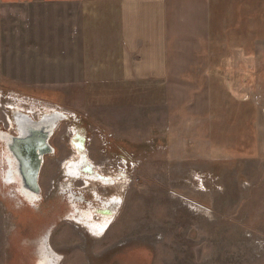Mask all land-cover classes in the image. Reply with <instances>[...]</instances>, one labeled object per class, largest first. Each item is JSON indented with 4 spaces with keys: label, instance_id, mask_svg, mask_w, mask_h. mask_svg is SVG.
<instances>
[{
    "label": "rangeland",
    "instance_id": "obj_1",
    "mask_svg": "<svg viewBox=\"0 0 264 264\" xmlns=\"http://www.w3.org/2000/svg\"><path fill=\"white\" fill-rule=\"evenodd\" d=\"M55 12L0 0V131L14 114L40 121L46 110L63 112L44 187L62 182L58 163L72 149L69 160L84 153L76 162L87 157L117 180L113 190L90 188L123 205L97 240L63 222L71 209L57 190L27 208L0 189V264H38L48 230L61 264H264V83L253 88L256 106L249 100L238 113L227 88L213 83L171 85L177 96L159 114L87 109L70 77L73 40L58 36ZM95 200L79 205L87 211Z\"/></svg>",
    "mask_w": 264,
    "mask_h": 264
},
{
    "label": "crops",
    "instance_id": "obj_2",
    "mask_svg": "<svg viewBox=\"0 0 264 264\" xmlns=\"http://www.w3.org/2000/svg\"><path fill=\"white\" fill-rule=\"evenodd\" d=\"M3 2L57 6L55 19L64 30L58 36L68 44L72 38L74 44L70 77L82 85L86 108L93 111L136 107L159 114L171 110L177 96L171 85L213 83L227 88L238 113L249 100L255 104L253 88L264 83V0ZM80 144L76 147H82L83 141ZM107 180L106 186L115 183L114 178ZM73 185L68 181L63 190ZM94 194L102 211L90 205L95 211L91 216L76 215L68 221L85 226L91 237L100 240L117 220L111 206L122 201L115 196L102 200L97 191ZM77 212H84L80 205Z\"/></svg>",
    "mask_w": 264,
    "mask_h": 264
},
{
    "label": "flooded vegetation",
    "instance_id": "obj_3",
    "mask_svg": "<svg viewBox=\"0 0 264 264\" xmlns=\"http://www.w3.org/2000/svg\"><path fill=\"white\" fill-rule=\"evenodd\" d=\"M45 112H50L47 114V116H49V114L55 112V110H50V111H45ZM60 111L56 110V113H59ZM63 113V112H61ZM30 116H34V114L32 113H26ZM42 114V113H41ZM64 114V113H63ZM65 115V114H64ZM41 116V115H40ZM11 119V118H10ZM10 121V120H9ZM11 123V121H10ZM61 124V123H60ZM58 125L56 127V129L53 131L52 134L53 137L55 136L56 132H58V130L60 129L61 125ZM23 126V125H22ZM31 126V125H29ZM6 129V133H3V136H6L8 138H22L23 137V132H21L19 130V128L14 124L11 123L8 124L7 127H5ZM51 134V137H52ZM12 137H11V136ZM26 137H30V136H26ZM50 137L49 139V146L52 148V153L51 154H46L42 157V163H41V168L39 171V175L38 178L36 179L37 183L35 182L36 186H37V192L34 191V183H33V179L31 180L30 178H28L27 176H25L26 174L23 171V165L19 162V160L13 157V164H10L6 159L5 153L8 150V147L6 145V143L4 141L0 140V189L4 192H8L11 193L13 195V197H15L17 199V197L19 198V200L22 203L23 207H27V208H33L36 207L38 204H40L43 200H42V196L45 195V191L47 193H49L48 195L52 194L51 192H54L57 190L58 192V196L62 199V201L67 205L68 208L71 209L70 214L67 215V217L65 218V220L63 222L72 224L73 226L76 227V229L81 230L86 236H90L91 232L85 227V226H81V225H76L77 223H75V221H68V219H72L74 218L76 215L79 217L80 215L82 216V218H88L89 216H91L95 211L92 209H89L87 211L84 210V212H77L79 210V202H81L83 205L86 204L90 199L92 200L93 196L95 195V189L90 188L89 185L86 184V181L89 180L92 183L96 184L93 188H95L96 186H102L100 188H107V186L105 185L107 183V179L111 178L113 179L112 176L106 175L104 173H100L98 170L95 169V166L91 163L90 159L85 157L84 159L82 158V160L80 161V163L76 162L77 159L81 158L82 156H85L84 153L82 154V156H80L79 158H77L76 160H72L73 164H69L67 166L66 169H68L71 174H81L85 177H78V178H74V177H70L69 174H66L65 172V167H63V164L68 160V158H70L71 156V150L68 153V156L62 161L58 163V168L60 170V177L62 182L60 184H56V183H50V191L46 190V188L44 187L43 181H42V172L43 169L46 165V162L49 159L55 158L57 156V150L56 148L51 145V140L52 138ZM10 152V151H9ZM8 153V152H7ZM6 153V154H7ZM86 159V160H85ZM124 162H126V165L128 164V162L125 160ZM66 164V163H65ZM64 164V165H65ZM62 166V167H61ZM20 167V168H19ZM18 168H19V172H18ZM74 172V173H73ZM92 177L93 179H96L95 181L91 180ZM12 178V181L9 182V180ZM90 178V179H89ZM115 183L112 184L111 186H108L109 190H113L114 186L117 182L116 179ZM120 180H122V178L120 177ZM68 181L73 182V187H68L65 188L63 190V187L66 186L67 187V183ZM119 181V180H118ZM9 182V183H8ZM101 182H103L104 184H102ZM112 182V181H111ZM54 185V186H53ZM57 185V188L55 187ZM106 186V187H105ZM89 190V195H87V191ZM97 191V190H96ZM67 193V194H66ZM101 192H98V195L100 197H102ZM81 196V197H79ZM89 196V197H87ZM113 197V196H112ZM95 198V196H94ZM37 200L35 203L33 202L34 200ZM96 199V198H95ZM103 200V199H102ZM120 200V199H119ZM97 202V201H96ZM34 203V204H33ZM97 204V205H96ZM97 211L100 212V210L102 211L101 207L99 206L98 202L95 203ZM123 202L121 203V205L118 203H113V205L111 206L112 208L111 211H118L117 209H119L120 207H122ZM96 211V212H97ZM98 213V212H97ZM103 217L104 218H108V213H103ZM80 226V227H79ZM53 231L51 232L50 230L46 231L42 241H41V253H42V257H40L39 259V263L38 264H61L63 261V257L62 260L59 261V256L61 257V255L55 253V251L52 250L51 248V244H50V240L51 237L53 235ZM93 237V236H92Z\"/></svg>",
    "mask_w": 264,
    "mask_h": 264
},
{
    "label": "water",
    "instance_id": "obj_4",
    "mask_svg": "<svg viewBox=\"0 0 264 264\" xmlns=\"http://www.w3.org/2000/svg\"><path fill=\"white\" fill-rule=\"evenodd\" d=\"M15 125L23 132L22 138H8L0 132V140L11 145V156L16 157L24 166V173L31 180L33 179L34 191L37 192L36 179L38 178L41 168L42 157L52 153V148L49 146V139L56 127L67 119L63 113H52L49 116H44L40 121H34L28 115L17 117L14 114ZM26 122L29 125L22 126ZM30 136V137H26Z\"/></svg>",
    "mask_w": 264,
    "mask_h": 264
},
{
    "label": "bare ground",
    "instance_id": "obj_5",
    "mask_svg": "<svg viewBox=\"0 0 264 264\" xmlns=\"http://www.w3.org/2000/svg\"><path fill=\"white\" fill-rule=\"evenodd\" d=\"M65 116H66V115H65ZM27 125H29V124L26 123V122L23 123V127H24V126H27ZM6 145H7V147H8V150H7L8 153H7V152H6L7 154L5 153V156H6V158H7L6 160H7L10 164H13V163H14V161H13V157L11 156V153L9 152V151H11V145H12V143L10 144V141H9L8 143H6ZM14 158L16 159V157H14ZM19 168H20V167H19ZM19 168H18V172L20 171ZM23 169H25L24 166H23ZM10 181H12V178L9 180V182H10ZM9 182H8V183H9ZM36 201H37V200L35 199L33 202L35 203ZM34 203H33V204H34ZM58 264H59V263H58Z\"/></svg>",
    "mask_w": 264,
    "mask_h": 264
},
{
    "label": "trees",
    "instance_id": "obj_6",
    "mask_svg": "<svg viewBox=\"0 0 264 264\" xmlns=\"http://www.w3.org/2000/svg\"><path fill=\"white\" fill-rule=\"evenodd\" d=\"M62 260V257L59 256V261Z\"/></svg>",
    "mask_w": 264,
    "mask_h": 264
}]
</instances>
